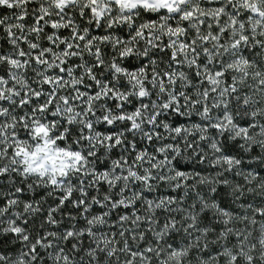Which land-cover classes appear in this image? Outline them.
Instances as JSON below:
<instances>
[{
    "label": "snow or ice",
    "instance_id": "1",
    "mask_svg": "<svg viewBox=\"0 0 264 264\" xmlns=\"http://www.w3.org/2000/svg\"><path fill=\"white\" fill-rule=\"evenodd\" d=\"M0 264H264V0H0Z\"/></svg>",
    "mask_w": 264,
    "mask_h": 264
}]
</instances>
